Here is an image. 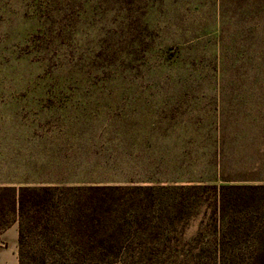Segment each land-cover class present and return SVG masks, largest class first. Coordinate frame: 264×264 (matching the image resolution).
I'll return each instance as SVG.
<instances>
[{
    "label": "rangeland",
    "instance_id": "rangeland-1",
    "mask_svg": "<svg viewBox=\"0 0 264 264\" xmlns=\"http://www.w3.org/2000/svg\"><path fill=\"white\" fill-rule=\"evenodd\" d=\"M225 181L264 182V0H0V187ZM192 198L104 264H196L215 197Z\"/></svg>",
    "mask_w": 264,
    "mask_h": 264
},
{
    "label": "trees",
    "instance_id": "trees-1",
    "mask_svg": "<svg viewBox=\"0 0 264 264\" xmlns=\"http://www.w3.org/2000/svg\"><path fill=\"white\" fill-rule=\"evenodd\" d=\"M244 183L174 188L112 183L1 186L0 235L17 224L18 264L111 263L128 245L151 236L152 219L147 217L155 207V212L161 205L173 208L177 192L187 193L195 204L211 192L216 245L200 250L196 264H234L232 259L244 257L248 264H264V182Z\"/></svg>",
    "mask_w": 264,
    "mask_h": 264
},
{
    "label": "crops",
    "instance_id": "crops-1",
    "mask_svg": "<svg viewBox=\"0 0 264 264\" xmlns=\"http://www.w3.org/2000/svg\"><path fill=\"white\" fill-rule=\"evenodd\" d=\"M11 252H10V254H11V256H15L16 257V252L12 249V250H10ZM0 264H6V263H3V261H2V259H1V257H0Z\"/></svg>",
    "mask_w": 264,
    "mask_h": 264
}]
</instances>
